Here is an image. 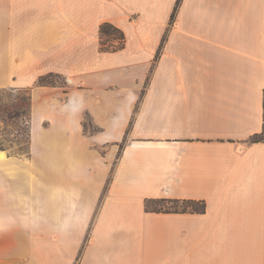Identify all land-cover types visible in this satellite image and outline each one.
Segmentation results:
<instances>
[{"label": "crops", "instance_id": "obj_1", "mask_svg": "<svg viewBox=\"0 0 264 264\" xmlns=\"http://www.w3.org/2000/svg\"><path fill=\"white\" fill-rule=\"evenodd\" d=\"M176 3L0 0V88L31 89L47 168L28 197L0 178V264H264V0H182L171 22ZM105 21L123 48L101 50ZM161 197L207 208L146 209Z\"/></svg>", "mask_w": 264, "mask_h": 264}, {"label": "rangeland", "instance_id": "obj_2", "mask_svg": "<svg viewBox=\"0 0 264 264\" xmlns=\"http://www.w3.org/2000/svg\"><path fill=\"white\" fill-rule=\"evenodd\" d=\"M50 81L59 84L64 83V79L60 76L49 77ZM31 90V89H30ZM29 92L28 88H0V145L2 150H6L13 161L8 163L0 162V178H25L24 192L28 195L36 191L35 186L30 183V176L33 178H44L46 180V165L39 166L36 160L31 158V153L28 154L21 149L27 150L30 143L31 148V133H30V110H29ZM86 128L92 132L98 128L90 123L89 119H85ZM123 144H121V148ZM0 149V150H1ZM105 148H100V151H105ZM29 179V182H27ZM40 191L47 190L46 185H41ZM28 198L25 201V207L28 205ZM170 206V204H166ZM31 216H24V222L30 221ZM0 233H5V231ZM32 233L35 238L39 239L40 248H46L47 231H25V250L32 248ZM29 240V241H28ZM30 252V251H29Z\"/></svg>", "mask_w": 264, "mask_h": 264}, {"label": "trees", "instance_id": "obj_3", "mask_svg": "<svg viewBox=\"0 0 264 264\" xmlns=\"http://www.w3.org/2000/svg\"><path fill=\"white\" fill-rule=\"evenodd\" d=\"M182 0H177V3L175 5V8L173 10L172 16H171V22L174 21V18L176 16L177 10L179 8V5ZM119 40V44L115 45L114 41ZM126 36L123 30H121L119 27L114 25L113 23L109 21H105L100 25V48L104 51H116L124 47L125 45ZM165 41V38L163 40V43ZM162 43V45H163ZM161 45V48H162ZM159 49L157 53V57L160 54ZM56 74L49 73L42 75L39 78L38 83L41 85H52L55 82L50 81L49 77H53ZM29 91L30 88L28 89ZM29 110L31 108V93L29 92ZM264 140V126L261 134H255L251 137V141L256 142ZM3 149V147L0 145V149ZM22 151H25L26 153H31L30 143L27 150L21 149ZM166 204H170V206H166ZM145 207L148 211H154V212H198L203 213L206 211L207 203L203 199H174V198H147L145 201Z\"/></svg>", "mask_w": 264, "mask_h": 264}, {"label": "built area", "instance_id": "obj_4", "mask_svg": "<svg viewBox=\"0 0 264 264\" xmlns=\"http://www.w3.org/2000/svg\"><path fill=\"white\" fill-rule=\"evenodd\" d=\"M114 44H115V45H118V44H119V40H115V41H114Z\"/></svg>", "mask_w": 264, "mask_h": 264}]
</instances>
